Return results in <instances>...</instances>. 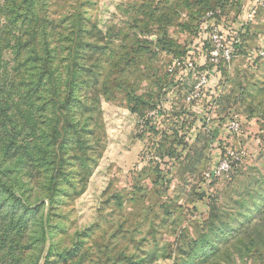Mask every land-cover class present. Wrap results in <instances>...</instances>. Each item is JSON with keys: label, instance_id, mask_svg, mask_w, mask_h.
Returning <instances> with one entry per match:
<instances>
[{"label": "rangeland", "instance_id": "obj_1", "mask_svg": "<svg viewBox=\"0 0 264 264\" xmlns=\"http://www.w3.org/2000/svg\"><path fill=\"white\" fill-rule=\"evenodd\" d=\"M22 2L0 0V264H264V0H33L68 106L15 71ZM214 23L241 47L191 104Z\"/></svg>", "mask_w": 264, "mask_h": 264}, {"label": "trees", "instance_id": "obj_2", "mask_svg": "<svg viewBox=\"0 0 264 264\" xmlns=\"http://www.w3.org/2000/svg\"><path fill=\"white\" fill-rule=\"evenodd\" d=\"M30 1V4H29ZM28 5L24 8V5ZM34 2L33 0H23L22 4L17 8L15 13V24L18 27V23H21L19 29H23L25 27L24 32L22 35L17 37L16 40V57L20 56V52L24 46L29 48V55L25 60H19L15 71H19L21 68L32 67L30 68L33 73L31 76L30 84L31 88L29 91L34 92L36 94H42L43 92L47 91L49 94H61V97H64V103L66 106L70 105L71 98H75V104H80V99L78 94H74L76 91V87L78 81L76 78L73 77L76 74L75 65H67V79H63V76H66V72L64 69L57 67L55 70L50 68L49 58L53 53L54 50L50 49L51 47V34L47 33V27L41 26L40 29L37 28V14L34 12ZM20 9H24L23 12H20ZM27 9V11H25ZM25 11V12H24ZM30 14H31V22H30ZM31 23L29 25L28 23ZM29 25V26H28ZM28 27V28H27ZM65 35L64 38H61V42L65 43ZM41 43V46H39ZM240 47V46H239ZM40 50H42V54H40ZM1 68V67H0ZM29 71V70H28ZM64 71V72H63ZM21 72V71H20ZM19 72V73H20ZM23 77L22 74H19ZM69 75L71 77H69ZM29 81V79L27 80ZM49 88H53L52 92L48 91ZM45 90V91H44ZM77 108H73V111L77 112ZM78 114V113H77ZM80 123V120L77 121V124ZM68 127V126H67ZM55 177V176H53ZM0 188L4 193H7L9 198H15L16 194L14 190L9 186L2 178L0 177Z\"/></svg>", "mask_w": 264, "mask_h": 264}, {"label": "built area", "instance_id": "obj_3", "mask_svg": "<svg viewBox=\"0 0 264 264\" xmlns=\"http://www.w3.org/2000/svg\"><path fill=\"white\" fill-rule=\"evenodd\" d=\"M254 12L249 13V17H252ZM208 18L215 19L214 14L211 11L208 14ZM208 38L210 40V49L208 50L207 56L204 59L198 71L200 74L198 82L192 87L191 91L185 96V100L188 103H194L204 97L203 91L210 84L211 68L207 65L210 64L214 68H218L221 61L231 62L236 53L237 47L240 45L241 37L236 31H229L219 24L214 23L211 28L208 29ZM186 58H175L169 66V72L175 73L178 71H195L199 68L197 61L192 56ZM258 56L264 59V45L258 52ZM204 67V68H203ZM231 128L238 130L240 128L239 122L231 123ZM228 160L221 159L217 168L218 174L221 175V171L229 169ZM224 172V171H223Z\"/></svg>", "mask_w": 264, "mask_h": 264}, {"label": "crops", "instance_id": "obj_4", "mask_svg": "<svg viewBox=\"0 0 264 264\" xmlns=\"http://www.w3.org/2000/svg\"><path fill=\"white\" fill-rule=\"evenodd\" d=\"M244 17H246V14H244V16H243V19H244ZM241 18H242V16H241ZM252 20H249L248 18L245 20V24H246V26L244 25V27L242 28V32L241 33H244V35L245 34H249L248 32H252V31H254V33H258L257 31L258 30H253L252 29V27H251V22ZM244 38H246V36H244ZM241 47V46H240ZM218 69H220V67H218ZM204 97H206V96H204Z\"/></svg>", "mask_w": 264, "mask_h": 264}]
</instances>
